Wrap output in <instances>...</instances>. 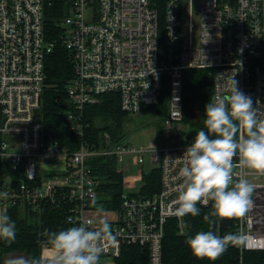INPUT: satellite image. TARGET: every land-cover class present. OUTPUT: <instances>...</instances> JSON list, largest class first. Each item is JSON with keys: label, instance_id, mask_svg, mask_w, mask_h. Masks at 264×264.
Instances as JSON below:
<instances>
[{"label": "built area", "instance_id": "built-area-1", "mask_svg": "<svg viewBox=\"0 0 264 264\" xmlns=\"http://www.w3.org/2000/svg\"><path fill=\"white\" fill-rule=\"evenodd\" d=\"M45 4L50 0H0V169L18 171L23 178L15 187L0 182V190L8 193L0 198V210L34 212L43 201H66L70 227L87 221L95 229L99 220L91 214L99 213L100 182L91 163L111 158L120 171L125 158L140 166L148 154L159 171V190L142 195L140 185L135 193L122 192L119 209L107 210L117 213L106 219L116 240L101 241L99 264H116L121 248L130 245L147 250L148 264H162L166 222L176 219L178 232L184 229L182 218L172 214L182 161L170 157L183 154L196 134L190 121L198 120V112L189 110L184 121L183 74L211 71L210 98L226 97L225 83L234 75L238 88L264 116V0H62L59 41L73 70L64 114L69 131L83 136L84 107L98 104L101 95H116L122 112L136 114L159 104L164 88L168 93L160 121L164 145L136 149L111 142L104 133L100 148L81 141L75 151L46 135L39 120L44 63L55 45L44 33ZM54 159L61 161L62 171L45 170L46 161ZM233 162L234 178L255 185L247 217L230 218L232 233L246 234L242 241L231 242L241 257L244 251H264V184L251 181L264 172H248L235 156ZM135 180L142 184L141 176ZM197 205L204 208L210 202ZM54 255L53 247L42 246L40 258Z\"/></svg>", "mask_w": 264, "mask_h": 264}, {"label": "trees", "instance_id": "trees-1", "mask_svg": "<svg viewBox=\"0 0 264 264\" xmlns=\"http://www.w3.org/2000/svg\"><path fill=\"white\" fill-rule=\"evenodd\" d=\"M62 0H50L45 4L43 10V27L47 40L54 42V48L47 56L44 63V90L39 113V120L46 135L55 140L60 147L68 151L78 149L81 141L100 148L102 146L101 136L106 133L111 142H123L122 130L125 119L129 114L122 112L119 107L118 97L114 94L99 96L100 102L95 105L84 107L83 122L85 129L80 137L69 131L64 114L69 108L66 95V86L73 78L72 62L68 52L60 44L59 36L61 28L60 20L64 16L60 5ZM212 92V72L208 70H187L183 74V106L184 121H188L189 110L198 112V120L193 121L191 126L194 132L204 127L203 114L205 104L209 101ZM166 88L163 90L162 99L159 104L145 107L143 111H153L155 115L162 117L166 113ZM99 121V122H98ZM98 122V123H97ZM206 130V129H205ZM92 171L100 182L99 201L104 203L105 210L119 209L122 194V172L117 170L114 159L100 157L92 163ZM6 175L15 187L23 182L22 175L18 171H12L7 167L0 169V175ZM160 177L157 168L149 173L143 174L140 193L150 196L157 192L160 187ZM201 213L195 217L186 215L183 220V232L180 234L176 219H169L164 227L162 240V264H264V251H244L241 254L233 245L229 244L227 249L215 260L207 257L200 258L192 254L185 244L187 231L185 222L191 227V232L210 230V225L203 219L204 214L210 211L211 202L208 207H200ZM70 205L66 201L52 203L43 201L38 204L37 210L11 207L6 211L16 224V239L8 243L0 241V256L12 253H23L25 258L40 257L41 248L46 243L43 236L45 229L59 230L70 227L66 222V216ZM216 219V218H212ZM234 231L233 219H218V234L223 236ZM116 264H148V252L137 246H123L120 257Z\"/></svg>", "mask_w": 264, "mask_h": 264}, {"label": "clouds", "instance_id": "clouds-1", "mask_svg": "<svg viewBox=\"0 0 264 264\" xmlns=\"http://www.w3.org/2000/svg\"><path fill=\"white\" fill-rule=\"evenodd\" d=\"M226 97L217 95L205 104L203 125L183 154L172 158L182 161L177 175L182 179L179 193L173 202L172 214L183 218L200 215V204L211 202L210 211L203 219L209 224L212 218H245L253 206L252 194L255 185L246 178H234L233 157L247 169L264 172V116L253 106V98L238 88L232 75L225 83ZM206 129V130H205ZM31 174V169L27 171ZM8 193L0 190V198ZM83 222L59 230L45 229L46 243L56 250V255L45 260L37 256L10 257L4 264H99L105 238L116 240L110 224L100 220L98 227L91 229ZM188 230L185 244L193 255L215 260L236 240L246 234L227 233L223 236L211 230ZM16 224L4 211H0V241L8 243L16 239Z\"/></svg>", "mask_w": 264, "mask_h": 264}, {"label": "rangeland", "instance_id": "rangeland-1", "mask_svg": "<svg viewBox=\"0 0 264 264\" xmlns=\"http://www.w3.org/2000/svg\"><path fill=\"white\" fill-rule=\"evenodd\" d=\"M161 117L155 115L153 111H143L141 113L129 114L125 119V123L122 130V141L124 144H128L130 146L135 147L136 149L141 148H150L152 146H160L164 145V140L161 135ZM99 122V121H98ZM97 122V123H98ZM185 129L190 131L188 126H185ZM143 163L140 166H136L132 163L130 158H125L124 164L122 167H118V169L122 172V192L126 193H135L139 189L141 185V181H133V178L139 177L140 172L149 173L152 168L156 167V164L151 163L149 155H143ZM248 172H252L253 170L247 169ZM255 172V171H254ZM257 173H260L256 171ZM252 182L258 184H264V176H255L251 180ZM0 182L8 183L9 179L6 175H0ZM99 199V198H98ZM96 209L99 212L96 217H93L95 220H106L113 219L116 212L107 211L104 209V204L97 202ZM104 214L107 217H102ZM99 220V221H100ZM16 256H24L23 253H12L8 255L0 256V264H4V261L10 257ZM25 257V256H24Z\"/></svg>", "mask_w": 264, "mask_h": 264}, {"label": "crops", "instance_id": "crops-1", "mask_svg": "<svg viewBox=\"0 0 264 264\" xmlns=\"http://www.w3.org/2000/svg\"><path fill=\"white\" fill-rule=\"evenodd\" d=\"M44 166H45V170L46 171H62V165H61V161H59V160H57V159H54V160H52V161H46V163L44 164ZM153 169V168H152ZM142 175H139V176H141V180H142V177H143V174H145L143 171L142 172H140ZM123 181V180H122ZM141 186H142V184H141ZM95 208H96V206H95ZM1 211V210H0ZM98 214V213H97ZM97 214H91L93 217H96V216H98ZM102 217H107V215L106 214H104V216H102ZM97 218V217H96ZM100 219H102V218H99V220Z\"/></svg>", "mask_w": 264, "mask_h": 264}, {"label": "water", "instance_id": "water-1", "mask_svg": "<svg viewBox=\"0 0 264 264\" xmlns=\"http://www.w3.org/2000/svg\"><path fill=\"white\" fill-rule=\"evenodd\" d=\"M210 230L213 231L214 233H218V230H217V219H213V222L210 225Z\"/></svg>", "mask_w": 264, "mask_h": 264}]
</instances>
